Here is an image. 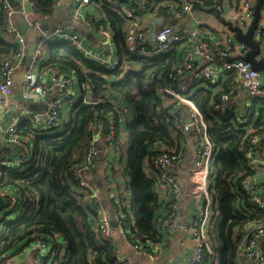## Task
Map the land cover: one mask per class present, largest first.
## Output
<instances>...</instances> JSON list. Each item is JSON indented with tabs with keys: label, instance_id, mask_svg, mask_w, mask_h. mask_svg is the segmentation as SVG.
<instances>
[{
	"label": "trees",
	"instance_id": "16d2710c",
	"mask_svg": "<svg viewBox=\"0 0 264 264\" xmlns=\"http://www.w3.org/2000/svg\"><path fill=\"white\" fill-rule=\"evenodd\" d=\"M33 1V17L53 12L54 0ZM92 2L113 31L119 54L127 55L135 66L117 80L108 69L86 59L71 43L60 40L46 43L41 70L74 72L75 84L88 88L92 99L101 96L107 100L95 104L75 99L63 132L54 133V128L39 129L29 120L18 124L19 139L32 136V152L26 167L2 169L0 185L18 193L19 212L0 233V259L19 254L36 238H43L51 245L45 264H116L117 241L113 237L106 240L98 233L97 216L74 174L83 163L92 140V126L112 109L113 104L108 101L111 98L133 109V117L124 124L126 137L122 138L117 132L115 149L110 155L117 160L111 167V177L119 173L120 178L115 181L123 179L132 194L131 213L123 209L129 215L127 228L142 242H158L162 237L156 220V212L163 205L160 204V184L153 175L155 170L149 158L163 147L184 149L185 139L178 129L180 111H172L174 103L157 91L165 72L171 70L180 57L176 50L159 53L151 59L129 56L124 44L126 19L105 0ZM16 47L7 35L0 7V60L12 55ZM149 76L151 82H147ZM194 89L192 99L203 114L216 150L208 187L212 206L208 233L215 254L206 257V264H212L209 260L215 257L219 264H238L245 227L256 220H261L256 224L264 223V213L251 203L241 185L243 179L253 178L258 173V166L244 155L243 149L252 135L264 131V104L257 110L260 111L258 116L253 113L251 122L242 123L243 114L239 111L238 116L232 102L220 99L222 92L215 85L208 82ZM105 156L102 153L98 161L102 166ZM254 157L257 158L258 153ZM107 173L102 169L101 176ZM106 180H102L104 184Z\"/></svg>",
	"mask_w": 264,
	"mask_h": 264
},
{
	"label": "built area",
	"instance_id": "2783aa9c",
	"mask_svg": "<svg viewBox=\"0 0 264 264\" xmlns=\"http://www.w3.org/2000/svg\"><path fill=\"white\" fill-rule=\"evenodd\" d=\"M20 10L16 11L11 0H0V7L4 13L5 28L9 39L17 44L15 52L0 61V140L4 144L20 146V153L12 157H0V181L2 179L3 168L26 167L30 161L32 145L23 142L17 136V126L23 120H29L39 129L55 128L63 125L62 108L63 103H69L70 107L76 99L74 86L76 76L73 73H53L47 78L41 89L35 88L32 83L34 75L32 71L25 74L23 84L24 91L28 97L35 100L45 99L51 92L59 91L60 94L51 99L48 109L45 111H32L30 114H20L14 117L13 121L6 127L1 125L5 110L11 107L10 101L14 94V76L18 68L17 61L23 59L26 53L28 39L23 35L16 23L17 16L25 19L33 30L41 31L43 24L50 19L49 14L40 17H33L32 11L26 8V3L33 0H20ZM65 0H54L53 6H57ZM73 3L74 16L77 20L83 19L85 26L102 36V51L92 50L87 47L85 40L78 31L67 25H57L51 32H42L36 40V50L33 64H41L45 60V45L48 41L60 40L71 43L78 51L90 61L105 67L111 72L112 77L117 80L124 78L126 73L135 66L128 57L120 55L115 49L114 33L110 27L102 23L95 22V19L83 12V9L93 2L92 0H71ZM113 6L127 21L124 35V44L129 56L151 59L162 52L176 50L179 54V62L171 70L166 71L164 79L157 86V91L163 94L167 101L173 102L172 111H180V124L178 129L182 136L187 138L189 132L196 137L194 164L189 170L190 191L202 197L204 205L196 216H194L186 226L188 237L194 241L192 254L188 258L187 264H206V257L213 256V246L208 230L212 217L211 198L208 193L210 171L212 163L216 157V150L209 133L208 126L203 114L192 96L194 86L204 83H211L222 92L221 100L231 102L239 90H244L247 101L235 106V112L241 116V122H251V114H257L255 107L264 104V82L258 72L252 69L250 62L243 57L249 51L245 43L237 44L229 35L223 40V44L214 43L202 28L194 31H187L182 24L180 26L164 24L153 29V35L149 27L145 25L143 16L151 13L158 18L157 12L164 13L162 9H169L174 5L173 15L175 18H187V13L193 11V6L203 5L206 0H105ZM256 0H242L237 11V27L244 28L254 19ZM215 9L221 10L220 4H215ZM264 37L263 28L258 26L254 32V39L259 45ZM187 46L190 47L187 50ZM233 51L244 55L237 57ZM197 67L198 71L193 77L189 73ZM151 77L147 82H151ZM188 80V81H187ZM62 93V96H61ZM85 96L81 98L84 99ZM106 98L98 96L95 100H83L86 103L93 101L95 104L106 102ZM110 101V100H108ZM241 113H240V112ZM257 116V115H255ZM129 120L118 106L112 105V109L107 111L104 118L98 120L93 126V136L86 149L83 163L75 171V179L81 190L86 193L87 200H90L92 210L97 216L96 228L102 238L106 240L114 237L115 227L121 239L127 243L134 252L148 256L151 259L159 255V247L154 248L151 241L142 242L134 238L127 228V217L123 212L124 206L114 192V183L108 182L105 185L106 194L109 195L108 209L104 206L101 191L89 178V173L95 161L99 160L102 151L101 144L106 145V155L103 160L105 170L111 171V167L116 164V159L110 155L115 149L116 134L126 137L125 129L121 125ZM109 121V131L102 133L103 124ZM125 133V134H124ZM264 142V131L252 135L249 143L243 149L244 155L252 160L258 167H264V158L254 157ZM185 149L169 150L164 147L158 153L149 158L150 166L155 170V178L160 184L161 202L166 203L167 211L160 216L158 221L164 232L168 236H173L176 229V218L179 209V196H181L180 167L187 158ZM148 173L149 168L146 166ZM105 178L109 175L105 174ZM242 189L251 198V203L255 204L264 213V195L260 193V186L252 178L248 177L241 182ZM166 194V195H165ZM167 196L169 199L167 200ZM0 199L5 202L0 206V233L4 232L8 222L16 219L19 206V195L15 189L0 185ZM168 203H167V202ZM113 221L116 225L113 226ZM264 241V223L255 224L248 228L245 236L240 242L238 257L245 258L254 264H264L262 242ZM117 246V244H116ZM51 245L36 238L25 251L4 256L0 259V264H19L25 259L29 264H45L49 257ZM116 264H138L131 258L120 254L118 247L115 252Z\"/></svg>",
	"mask_w": 264,
	"mask_h": 264
},
{
	"label": "crops",
	"instance_id": "0c3cea01",
	"mask_svg": "<svg viewBox=\"0 0 264 264\" xmlns=\"http://www.w3.org/2000/svg\"><path fill=\"white\" fill-rule=\"evenodd\" d=\"M11 2H13L12 4H16L17 0H11ZM187 2H190V0H187ZM241 2L242 0H206L203 5H198V6L194 5L193 11L188 12L187 18L184 19H178L174 17L173 15L174 5H171L168 10L166 11L162 10L164 13H159L160 11L159 10L157 12L158 18H155L151 13H148L143 16V20L145 21V25L149 27L148 32L151 35H153V29L156 26H161L164 24H172V25L180 26L182 24L185 28H187V31H194V30L199 31L202 28V30L206 33L209 39H211L216 44H223V40L227 37V35L231 36L235 43L241 44L245 42L239 40L237 38V33L232 30V27H237L236 15L241 5ZM33 3L34 1H28L26 3V8L29 11H32ZM216 3L221 5L222 7L221 10H217L214 8ZM19 6H21V1ZM83 12L92 16L95 19V22L105 24L106 26L109 27L108 22L105 21V16L102 14L99 7L94 3L85 7L83 9ZM49 15H50V19L43 24V28L41 29L42 32L44 33L51 32V30L57 25L71 26L76 31L79 32L81 37L85 40L88 48L92 50L102 51V44H101L102 36L94 31L89 30L83 23L82 18H80L81 21L75 18L73 3L71 0H65L62 3L58 4L56 7L53 6V12ZM250 25L244 28H240L243 34H247L249 32ZM258 26L263 28V33H264V4L261 9V19L260 22L258 23ZM41 31L35 30L36 32L34 37L35 40H37L41 36L42 34ZM3 37L6 38L5 33H3ZM187 47H188L187 50H189L190 47L189 46ZM260 47L261 49L259 52L258 59L264 57V37ZM115 49L118 51V47L116 46V43H115ZM233 53L237 57H243L245 55V54L240 55L235 51H233ZM123 56L127 58V55H123ZM23 60L24 59L17 61L18 68L14 76V94L10 101L11 107L8 108V110L4 111L2 117L3 120L1 122V125L3 127H6L8 124H10L13 121L14 117H17L20 114L27 115L30 114L32 111L40 112L47 110L51 99L57 97L60 94L59 91L51 92L45 99H40V100H35L34 98L28 97V94H26L25 91L23 90L25 88L23 84V80L26 73H28L29 71L33 72L34 80L32 85L38 90L41 89L42 85L45 82H47V78L50 77V75H52L53 73L55 72L60 74L70 73V72L62 71L61 69L49 70L44 72L43 70H41L42 63L40 65L32 64L31 66L26 67ZM197 71L198 68L195 67L192 70V72L189 73V76L193 77ZM258 74L260 75L261 79L264 82V72L263 71L258 72ZM73 90H74V95L78 98L85 96L83 99L85 101L92 99V93L88 88L82 89L79 86L77 87V84H75ZM110 101L112 102L113 105L118 106V108H121L122 111L125 110V116L128 119H131L133 117V109H131V107L127 103L125 102L122 103L120 100L118 99L113 100L112 98L110 99ZM246 101L247 98L245 91L239 90L237 92V95L232 99L231 102L236 107H238L240 104H243ZM63 104L64 105L62 108V117H63V112H65L64 114L65 116H67V112L70 109L69 103L64 102ZM260 106H262V104H258L255 107V109H259ZM259 113L260 111H258L256 115L258 116ZM61 127L62 126L55 127L54 129H59ZM121 127L124 129L125 127L124 123L121 125ZM31 138L32 136L31 137L25 136V140L22 141L31 144L32 141ZM195 144H196V137L192 134V132H189L184 142V149H185L184 153L186 155L187 160L185 164L182 167H180V172H179L182 195L179 196V209L176 218L175 234L173 236H168L164 232L163 228L161 227L158 221L159 217L163 216L167 211V207H166L167 205L165 203L164 205H161L162 207L156 212L157 229L159 228L160 229L159 232L160 234H162L160 241L152 242V246L154 248L159 247V255L157 256V258L151 259L148 256L140 255L134 252L133 249L121 239V237L119 236V232L115 227L114 237L117 241V247L121 255L131 258L138 264H187L188 258L193 251L194 241L192 240L191 237H188L185 228L188 225L189 221L199 212H201V209L204 205L202 197L193 194L190 191L189 170L193 168V164H194ZM20 151H21L20 146L8 145L5 143L3 144L0 140V157H12L20 153ZM257 153H258V157H257L258 159L264 157V142L260 144ZM98 161L97 160L95 161L89 173V178H92L93 182L98 176L103 181L105 178V175L101 176L102 169H105V167L104 165L102 166L101 161L100 162ZM107 174L109 175V178L105 181L104 186L108 184V182L116 184L114 185L113 190L114 192H116L119 200H121V204L124 206L125 211L130 214L131 213L130 200L132 197L130 189L127 188L126 183L123 181V179L119 182L115 181L117 180V178L118 179L120 178L119 173H117V177L115 178L111 177V175L113 174L111 171H108ZM253 179L257 182L258 185L261 184L260 193L264 195V167L262 168L258 167V173L255 177H253ZM160 192L163 193L161 189ZM100 194L103 201L106 204L105 208L108 209L107 204H109V195L106 194V192L105 193L101 192ZM168 199L169 196H167V200ZM161 203L163 202H161V198H160V204ZM258 221L261 220H256L249 223L245 227L244 233H246L248 228L255 225ZM237 262L238 264H254L251 261L246 260L245 258L238 257V255H237ZM209 263L219 264L218 257L210 259ZM19 264H29V261L27 262L25 259H22L19 261Z\"/></svg>",
	"mask_w": 264,
	"mask_h": 264
},
{
	"label": "water",
	"instance_id": "95a60500",
	"mask_svg": "<svg viewBox=\"0 0 264 264\" xmlns=\"http://www.w3.org/2000/svg\"><path fill=\"white\" fill-rule=\"evenodd\" d=\"M19 4H20V0H17L16 4H13L16 11L20 10ZM263 4H264V0H256L254 19L252 20L249 32L247 34H243L242 30L238 27H232V30L237 33V38L245 42L248 45L250 50L245 54L243 59L245 61L250 62L252 69L256 72H262V71L264 72V57H262L261 59H258L261 47L259 43H257L254 39V32L257 29L258 23L260 22V19H261V9H262ZM16 23H17V27L19 31L27 37L29 34V30H32V28L30 27V24L25 19L21 18L20 16H17ZM36 45H37V42L35 39H33L32 41L28 40L27 42L26 53L23 57L24 59L23 62L26 67H29L33 64V58H34V54L36 50ZM108 131H109V121H105L103 124L102 133L106 134L108 133ZM99 149L102 152H105L106 145L104 143L101 144L99 146ZM90 179L92 180V178ZM94 183L101 192L103 193L106 192L104 182L101 179L96 177V179L94 180ZM4 205H5V202L2 199H0V206L3 207ZM104 206H106L105 202H104ZM112 225L115 226L116 222L113 221ZM262 249H263V256H264V241L262 242Z\"/></svg>",
	"mask_w": 264,
	"mask_h": 264
},
{
	"label": "rangeland",
	"instance_id": "374dc122",
	"mask_svg": "<svg viewBox=\"0 0 264 264\" xmlns=\"http://www.w3.org/2000/svg\"><path fill=\"white\" fill-rule=\"evenodd\" d=\"M35 34H36V32H35V30H29V34H28V38L27 39H29L30 41H32L33 39H34V37H35ZM38 65H40V64H38ZM37 65V66H38ZM77 87H78V85H77ZM78 99V97H76V100ZM76 100H75V102H76ZM66 109H68V108H66ZM65 112H63V117H64V119H63V125H62V127L61 128H59V129H54L53 130V132L54 133H56V132H63L64 131V128H65V126H64V124H65V122H66V119H67V116H68V114L70 113V110H68V112H67V116H65V114H64Z\"/></svg>",
	"mask_w": 264,
	"mask_h": 264
}]
</instances>
